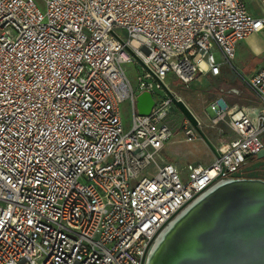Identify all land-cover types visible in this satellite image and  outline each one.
I'll return each instance as SVG.
<instances>
[{
    "label": "built area",
    "instance_id": "built-area-1",
    "mask_svg": "<svg viewBox=\"0 0 264 264\" xmlns=\"http://www.w3.org/2000/svg\"><path fill=\"white\" fill-rule=\"evenodd\" d=\"M256 1L262 14L248 0H0V264H145L203 196L250 177L264 147V63L245 80L261 112L207 103L231 137L185 172L161 156L174 102L154 89L168 75L190 87L238 73V44L264 30ZM129 61L144 67L137 86ZM144 91L148 114L136 108ZM195 120H181L188 140Z\"/></svg>",
    "mask_w": 264,
    "mask_h": 264
},
{
    "label": "water",
    "instance_id": "water-1",
    "mask_svg": "<svg viewBox=\"0 0 264 264\" xmlns=\"http://www.w3.org/2000/svg\"><path fill=\"white\" fill-rule=\"evenodd\" d=\"M170 97L196 124L186 105L171 93ZM153 104L150 92L136 98L141 114H148ZM255 158L250 169L264 160V147ZM234 176L182 215L157 242L145 264H264V179L253 171L249 178H240V173Z\"/></svg>",
    "mask_w": 264,
    "mask_h": 264
},
{
    "label": "rangeland",
    "instance_id": "rangeland-1",
    "mask_svg": "<svg viewBox=\"0 0 264 264\" xmlns=\"http://www.w3.org/2000/svg\"><path fill=\"white\" fill-rule=\"evenodd\" d=\"M250 8L255 10L256 12L262 14V10L258 7L257 1L256 0H248ZM119 33L122 31L119 30ZM260 40L264 41V35L261 34ZM259 39L249 41L245 39L241 45L239 46L238 49V57H237V63L240 64L243 72H242V77L245 78L246 75H248V70L247 68V60L250 59L251 57H254V54L250 52L251 50H254V44L256 42L260 41ZM264 58V51L261 55V59ZM249 61V60H248ZM124 70L129 76L131 82L133 83L134 86H137L138 82V77L143 75V65L139 61H129L127 63L123 64ZM240 77V78H230L225 82L226 86H236L240 89V93L238 95H234L230 97V103L232 105H237L241 108H244L245 111H254V115H258L261 112V107L259 106V102L256 98V95L252 92L248 84L245 82V80ZM196 84H193L191 88L185 87L180 81L178 80H170L168 82V85L170 89L173 91L172 95L178 99V97H181L184 99L185 103L189 106L190 109L194 110L197 113V116H199L202 120V128L205 133L209 137L211 134L210 129V124L208 123L205 115L203 114V104L213 98L216 94L217 91V86L218 83L214 81L213 79L208 78L207 80H204L203 82H199ZM138 94V92H137ZM154 94L156 98L158 99H167L170 97V93L167 89L164 87L162 88H155L154 89ZM255 106L257 108L255 109ZM121 114H122V119L125 128L130 127L131 125V118H132V113H131V107L129 101H125L122 105L121 109ZM169 126L174 129V132L178 131V128L180 127L181 121L179 119V114L175 111L172 110L169 113V118H168ZM166 153L170 154L167 150H165ZM177 166L181 168L183 172H185V165L182 163L176 162ZM143 175V174H142ZM142 175L139 176L142 177Z\"/></svg>",
    "mask_w": 264,
    "mask_h": 264
},
{
    "label": "crops",
    "instance_id": "crops-1",
    "mask_svg": "<svg viewBox=\"0 0 264 264\" xmlns=\"http://www.w3.org/2000/svg\"><path fill=\"white\" fill-rule=\"evenodd\" d=\"M254 34L259 35V36H261V34L264 35V30L261 32H258V33H253L251 35H254ZM251 35H249L245 39H247L249 41H253L254 39L250 38ZM243 41H241L238 44L237 51H236V57L232 61V64L238 70V73H229L225 68H223L222 69L223 78L221 80L213 79V77H211L210 75H203L199 79H197L196 81H194L192 83V85H193V84H195V82H197V83L203 82L204 80H207L208 78L213 79L214 81H216L218 83L215 96L203 104V114L205 115L208 123L210 124L209 125L210 129H212L211 130L212 132L210 134L211 137H209L207 135V133H205L203 131V128H202L203 123L201 121L202 119L199 116H197L196 118L201 122L200 131H199L201 134H200V136H198L195 139L188 140L186 138L184 132L182 130H180V128H178L177 132H174V129L172 127H170L173 132H172V135L169 137V139L166 141V143L162 149L161 156L164 159L170 160L174 163L179 162V163H182L183 165H186L189 162H192V163L198 162V163H201L203 165H208L216 157V148H218L220 145V139H219L220 135L222 134V139L224 141L228 140L231 137V133L226 128H224L222 125H220V124L213 125L211 123V121H210V119H209V117H208V115L204 109H205V106L207 103L211 102L212 100H214L218 97H223L230 106H235V107L243 109L245 111L244 108H241L237 105H232L230 103V100H229L230 97H232L234 95H238L240 93V89L236 86H226L225 85V82L227 80H229L230 78H232L233 76H234V78H240L244 75V74L242 75L243 70H242L240 64L237 63V61H236L237 57H238L239 46L241 45V43ZM263 51H264V47H262L260 49H254V50L250 49V52L254 54V57H251L250 59H248L249 61L247 60L248 65H247L246 70H248L249 74L246 75L245 78L242 77L244 80H247V78H249L251 74L256 72V70L259 68V66L262 63H264V58L261 59V55H262ZM174 79L178 80L173 75H168L166 80H165V84L168 88L167 90L170 93L171 92L173 93V91L170 89L168 82L170 80H174ZM192 85L190 87H187V88H191ZM256 98H257V100L259 102V106L261 107V110H262V104L259 101L257 96H256ZM256 108H257V106H255V109ZM172 110H175L179 114V119L181 121L184 115L182 114V112L179 110V108L174 103L171 104V106L168 108L167 121L169 118V113ZM245 112H247L252 118H255L257 116V114L254 115V111H245ZM168 124H169V122H168ZM207 149H209V150H207ZM165 150H167L170 154L166 153Z\"/></svg>",
    "mask_w": 264,
    "mask_h": 264
},
{
    "label": "bare ground",
    "instance_id": "bare-ground-1",
    "mask_svg": "<svg viewBox=\"0 0 264 264\" xmlns=\"http://www.w3.org/2000/svg\"><path fill=\"white\" fill-rule=\"evenodd\" d=\"M250 38H251V39H254V40H256V39H259V40H260V36H259V35H256V34L251 35ZM262 47H264V41H262V40H260L259 42H256V43L254 44V49H260V48H262ZM195 84L198 85L197 82H195ZM178 98H179L182 102H184V104L187 106V108L190 110V112H191L195 117H197V113H196L194 110H192V109L189 108V106L185 103L184 99L181 98V97H178ZM207 150H209V149H207ZM161 238H162V236L159 238V240H160Z\"/></svg>",
    "mask_w": 264,
    "mask_h": 264
},
{
    "label": "flooded vegetation",
    "instance_id": "flooded-vegetation-1",
    "mask_svg": "<svg viewBox=\"0 0 264 264\" xmlns=\"http://www.w3.org/2000/svg\"><path fill=\"white\" fill-rule=\"evenodd\" d=\"M255 174L258 175V177L264 179V160L261 161L260 166L254 169L253 171Z\"/></svg>",
    "mask_w": 264,
    "mask_h": 264
}]
</instances>
